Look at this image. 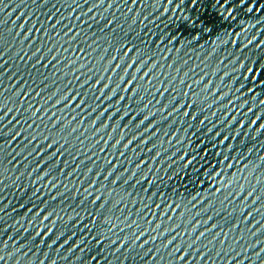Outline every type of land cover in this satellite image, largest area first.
<instances>
[{
	"label": "water",
	"instance_id": "obj_1",
	"mask_svg": "<svg viewBox=\"0 0 264 264\" xmlns=\"http://www.w3.org/2000/svg\"><path fill=\"white\" fill-rule=\"evenodd\" d=\"M0 264H264V0H0Z\"/></svg>",
	"mask_w": 264,
	"mask_h": 264
}]
</instances>
